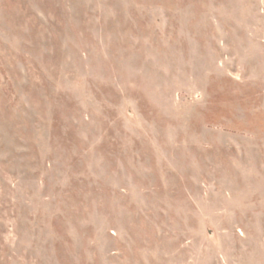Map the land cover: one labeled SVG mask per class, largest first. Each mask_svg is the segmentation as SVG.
<instances>
[{
  "label": "rangeland",
  "instance_id": "1",
  "mask_svg": "<svg viewBox=\"0 0 264 264\" xmlns=\"http://www.w3.org/2000/svg\"><path fill=\"white\" fill-rule=\"evenodd\" d=\"M0 264H264V0H0Z\"/></svg>",
  "mask_w": 264,
  "mask_h": 264
}]
</instances>
